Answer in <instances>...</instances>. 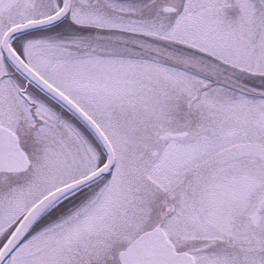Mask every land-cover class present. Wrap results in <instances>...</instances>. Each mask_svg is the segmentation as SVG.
Wrapping results in <instances>:
<instances>
[{
	"label": "rangeland",
	"instance_id": "1",
	"mask_svg": "<svg viewBox=\"0 0 264 264\" xmlns=\"http://www.w3.org/2000/svg\"><path fill=\"white\" fill-rule=\"evenodd\" d=\"M62 1L18 0L0 14V39L12 25L47 16L59 9ZM207 4L214 6L215 28L204 36L197 33L193 19ZM165 5L176 10L165 12ZM202 27L208 28L206 21ZM225 27L229 33L234 31L233 38H224ZM19 36L14 44L27 61L82 103L114 145L116 165L99 186L128 190L129 212L116 214L111 240L85 234L95 244L98 255L94 260L99 258V264H104L102 259L108 255L118 258L132 239L156 225L162 199L207 196L208 170L194 175V187L183 189V177L175 187L172 173H158L155 163L152 167L147 164L158 161L152 152L158 147L155 134L161 127H182L194 121L202 128L211 118L226 119L237 107L254 118L248 121L243 115L245 124L253 125L243 127L248 133L244 141L254 139L264 146V126L255 124L264 112V0H73L63 21ZM1 54L0 92L4 94L0 93V117L11 120L30 159L27 170L18 174L21 217L45 194L90 173L104 154L73 115L36 88L29 90L31 104L25 103V95L19 94L25 82L12 74L13 68ZM9 88H13L12 97L6 90ZM143 102L148 103L147 114L141 109ZM230 130L211 138L219 142L222 135L225 146L230 139L224 137ZM243 162L244 169L257 166L262 196L264 157L248 156ZM237 165L238 161L228 162L221 169L228 172ZM89 189L86 195L76 192L64 198L41 218L34 230L46 234L36 233L33 240L24 243L17 253L20 264H61L66 251L65 225L81 217L82 210L90 213L97 208L95 189ZM84 196L96 198L83 202ZM262 220L264 204L259 213ZM183 229L180 225L173 236L185 242L188 236L177 234ZM75 246H71L74 251ZM67 253L73 251L67 249ZM83 264H92L89 254Z\"/></svg>",
	"mask_w": 264,
	"mask_h": 264
},
{
	"label": "flooded vegetation",
	"instance_id": "2",
	"mask_svg": "<svg viewBox=\"0 0 264 264\" xmlns=\"http://www.w3.org/2000/svg\"><path fill=\"white\" fill-rule=\"evenodd\" d=\"M213 7L210 4L206 5L207 14L209 15L207 16V24H210L208 31L210 32L215 28L213 26L215 14ZM216 10L218 11V9ZM223 21H225V17ZM1 41L2 38L0 44ZM14 43L12 40L14 49L26 59ZM1 55L9 65L10 63L4 54ZM10 66L12 67L11 64ZM14 73L16 72L14 71L12 74ZM21 78L25 82L23 90L25 97H22V99L30 105L33 101V95L29 92V88L32 86L23 76ZM6 90L9 96H14L13 88ZM90 91L93 94L97 93L94 89H90ZM77 103L85 109L82 103L79 101ZM140 106L146 113L148 110L147 104L143 103ZM14 107L16 110L17 105L15 103ZM88 114L101 125L91 112H88ZM16 121L19 122V118ZM78 121L83 129L88 132V136L92 138V141L100 146L91 130L80 119ZM0 125L13 129L11 120L7 117H0ZM162 125L159 122V126ZM247 126L250 127V125ZM243 127L244 120L242 116L237 115L235 119L209 122L202 128L201 126L198 127L194 121H189L187 125L182 127H161L163 129L155 134L158 147L152 152V155L156 156L158 161H150L147 164L152 167L155 163L158 173H172L175 176L173 186H178L180 179L183 177L182 187L184 189L187 187L192 188L195 186L194 175H201L207 170L210 173L207 196L199 198L177 196L174 200L167 198L162 199L159 203L160 216L158 224L163 227L168 237L173 236L180 225L184 228L180 233L183 236H188V239L185 242L179 241V239L172 242L177 250L192 252L195 264H264V220L260 222L258 217L256 224L251 221V215L260 200L258 169L254 164L246 170L243 166L245 156L250 155L252 158L257 156L258 158L262 152L264 153V147H261L254 139L244 141L243 138L248 133L243 132ZM225 129L231 130L225 134L224 138L230 139V141H226L227 143L224 146L222 135L219 142L212 139L211 136L218 132L223 134ZM168 132H174L177 137H166ZM81 135L78 134L77 137L83 138L84 135ZM146 136L148 135H143L144 138ZM234 160L238 161L235 170L231 171V168L234 167L229 168L228 172L217 170L222 164ZM18 174L16 172H0V250L20 220ZM109 176L110 174L78 191L86 195L87 191L88 193L91 192L89 188L93 187L95 190H92V193L95 192L98 197L96 201L97 208L95 210L90 209V213L86 209L82 210L80 214H84L81 217L65 225L63 229L65 233L63 231L62 233L65 238L63 246L66 251L64 255L63 253L61 255V264H70V262L83 264L84 259L88 258V254L92 264H99V258L97 261L94 260L98 253L96 255L95 244L89 242L90 237L99 238L103 236L108 241L111 240L114 238L116 214L129 212L126 208L130 202L127 197L128 190L120 188L116 191L112 185L99 186L100 180ZM204 180L206 181V178ZM105 190L107 193H104ZM103 194L104 196H102ZM95 198L84 196L82 201L87 202L95 200ZM91 218L93 219L90 223L86 222V219ZM74 221L76 224L73 226L71 223ZM37 225L29 231L24 240L2 264H20L17 261L19 258L17 253L24 247V243L33 240L32 238H35L34 234L36 233L44 234V236L46 234V232L35 231ZM85 234L90 235L89 240L85 238ZM113 242L116 241L113 239ZM46 243L47 241L44 242V249ZM73 243L76 244L75 251L71 248ZM31 244L34 245L32 241ZM91 244L92 249L88 252ZM67 249H71L73 254L67 253ZM35 250H38L37 246ZM102 261L104 264L118 263L115 255L103 257Z\"/></svg>",
	"mask_w": 264,
	"mask_h": 264
},
{
	"label": "water",
	"instance_id": "3",
	"mask_svg": "<svg viewBox=\"0 0 264 264\" xmlns=\"http://www.w3.org/2000/svg\"><path fill=\"white\" fill-rule=\"evenodd\" d=\"M14 1L15 0H1L0 11L6 9ZM70 7L71 0H64L63 7L55 14L45 19L29 21L12 27L4 37L2 49L10 62L25 76L84 120L103 145L107 153V160L90 175L52 191L37 202L21 219L13 235L2 248L0 252V264L21 242L37 219L50 206L68 193L97 179L101 175L109 173L115 163L113 148L101 129L73 101L35 73L10 46V39L13 35L26 30L54 24L69 13ZM164 10L171 11L172 8L166 6ZM261 120L264 122V115ZM0 133L4 134V138L0 139V169H24L27 166V158L19 149L16 137L11 136L6 130H0ZM121 261L123 264H193V259L190 255L176 253L174 251L173 246L159 228L146 232L136 239L126 251L121 253Z\"/></svg>",
	"mask_w": 264,
	"mask_h": 264
}]
</instances>
